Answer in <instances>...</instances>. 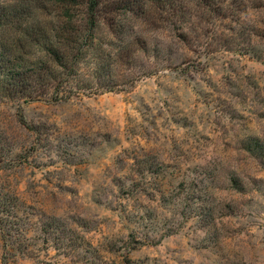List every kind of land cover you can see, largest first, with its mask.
<instances>
[{
  "label": "rangeland",
  "instance_id": "rangeland-1",
  "mask_svg": "<svg viewBox=\"0 0 264 264\" xmlns=\"http://www.w3.org/2000/svg\"><path fill=\"white\" fill-rule=\"evenodd\" d=\"M198 1L101 23L64 99L0 91V264H264V8ZM0 3L37 65L44 0Z\"/></svg>",
  "mask_w": 264,
  "mask_h": 264
},
{
  "label": "trees",
  "instance_id": "trees-1",
  "mask_svg": "<svg viewBox=\"0 0 264 264\" xmlns=\"http://www.w3.org/2000/svg\"><path fill=\"white\" fill-rule=\"evenodd\" d=\"M149 1L44 0V8L46 7L44 14V52L36 61L37 65L34 64L25 68L18 61L19 57L24 54L21 53L20 49L18 50L19 56L14 55L12 57L9 49H3L0 44V91L7 95L16 94L30 87L25 83L29 78L33 80L42 79L44 81V94L51 91L55 100L64 99L67 97L65 87L71 82V78L77 75L79 62L90 49L94 32L98 26L102 23L110 29L115 28L116 14L123 11L151 12V6L150 9L148 6ZM160 1L159 12L170 9L174 17L179 18L177 14H180L182 19L183 10L184 12L187 11L184 0ZM200 1L202 3L199 1L197 3L201 7L203 4L212 6L214 3V0ZM258 1L259 5L264 8V0ZM161 17L166 19L165 16ZM26 20L25 18L14 19L11 21L14 23L12 27L16 23L22 26ZM8 24L5 6L0 3V39L4 26ZM21 40H23V36H18L16 43H23ZM29 71L31 72L28 73Z\"/></svg>",
  "mask_w": 264,
  "mask_h": 264
}]
</instances>
